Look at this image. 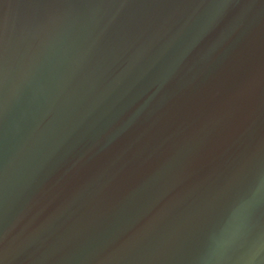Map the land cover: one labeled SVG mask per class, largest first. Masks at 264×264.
I'll use <instances>...</instances> for the list:
<instances>
[{
	"label": "water",
	"instance_id": "1",
	"mask_svg": "<svg viewBox=\"0 0 264 264\" xmlns=\"http://www.w3.org/2000/svg\"><path fill=\"white\" fill-rule=\"evenodd\" d=\"M0 264H264V0H0Z\"/></svg>",
	"mask_w": 264,
	"mask_h": 264
}]
</instances>
